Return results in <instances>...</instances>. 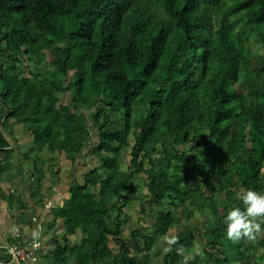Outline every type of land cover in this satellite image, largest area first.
Segmentation results:
<instances>
[{
  "label": "trees",
  "instance_id": "trees-1",
  "mask_svg": "<svg viewBox=\"0 0 264 264\" xmlns=\"http://www.w3.org/2000/svg\"><path fill=\"white\" fill-rule=\"evenodd\" d=\"M254 44L264 47V0H0V176L12 164L11 121L31 139L37 206L44 152L101 164L50 210L48 228H63L52 264H264V223L237 242L224 223L243 207L237 193H264ZM142 176L155 223L124 237Z\"/></svg>",
  "mask_w": 264,
  "mask_h": 264
},
{
  "label": "crops",
  "instance_id": "crops-1",
  "mask_svg": "<svg viewBox=\"0 0 264 264\" xmlns=\"http://www.w3.org/2000/svg\"><path fill=\"white\" fill-rule=\"evenodd\" d=\"M8 135L11 137L12 164L0 176V264H21L13 255L12 249L21 247L27 251H32L33 245L37 242L41 243V246L37 251H34L33 263L37 260L39 264H52L50 253L54 249V241L59 236L56 235L57 227L51 230L46 223L50 218H48L50 210L56 205H64L69 199L70 186L75 182L73 179L74 172L73 170L69 171V166H66L64 179H58L59 170L55 171L57 166L54 167L48 158H45L44 164H38L39 170H42L38 194L43 195L45 200L42 202V206H37L35 200H31L33 198L29 191L31 180L27 179L28 183L26 184L25 174L22 171L23 168L27 169L28 167V170L32 171L31 175L34 172L32 163L26 162L24 157V154L32 148L29 134L22 125V131L16 132L10 128ZM23 147H26V150H22ZM21 157L26 163V165H22L23 167H21ZM47 169L51 179L55 180V185L54 182L47 179L49 177ZM61 176L64 175L61 174ZM23 183L25 185L22 187L21 184ZM11 187H13V191H9ZM21 200L29 203L30 206L27 209L22 208ZM49 243L52 244L50 250L48 249Z\"/></svg>",
  "mask_w": 264,
  "mask_h": 264
},
{
  "label": "rangeland",
  "instance_id": "rangeland-1",
  "mask_svg": "<svg viewBox=\"0 0 264 264\" xmlns=\"http://www.w3.org/2000/svg\"><path fill=\"white\" fill-rule=\"evenodd\" d=\"M253 51H254V55H255L256 58H264V47L263 46L254 44ZM50 62H51V60H50V56H49V60H47V64H46V67H45L44 71L51 69ZM0 65L1 66L4 65L3 61H0ZM85 114L87 115V113H85ZM116 117H117L116 115L112 116V119L115 120ZM10 123H11V128H13L16 132L17 131H22V125L23 124L17 123L15 121H11ZM130 143H133L132 138H130ZM28 144H30V143H28ZM22 150H26V147H23ZM65 156L68 157L67 154L58 155V153L57 154H51L50 152H44L43 155H42V157L44 159L48 158L50 160L51 164L52 165L54 164V167L57 166L55 168V171L59 170V173H60L58 175V179H64L65 174H66V170H65L66 166L67 167L69 166V171L73 170V172H74L73 173V179H74V181H78V182H81L82 176L85 175L88 172L89 168H91V167L92 168H95V167L100 168L101 167L100 161L96 157H93L92 155L88 156V152H86V155L84 153L82 156L75 157L76 158L75 161H74L75 164H72L70 158L66 159ZM154 158L158 159L159 156L158 155H154ZM72 160H74V159H72ZM120 161L124 165L123 168H126V166L129 165V162L131 161L130 152L129 151L122 152L121 155H120ZM22 165L24 166V165H26V163L23 160V158L21 157V167H23ZM22 171H24V174H25L24 177H25L26 180L27 179L28 180L32 179L31 177H29L31 175L32 171H29L28 167H27V169L23 168ZM29 173H30V175H29ZM47 173L49 175V170L48 169H47ZM61 174L64 175V176H61ZM50 176L51 175H49V177L47 179L50 182H54L53 184L55 185V180L51 179ZM26 180H25V182L27 184L28 180L27 181ZM136 183L139 185L140 191H139V194L137 195V197L135 198V200L133 201V203L131 204V206L128 209H126V211H125L128 218L126 220V225L124 227V234H123L124 237H129L130 232L132 230L136 229L139 225H143V227H145L146 229L152 230V226L155 223L154 219H155V214H156L155 212L156 211L154 209L148 207L147 200L144 198V195L148 194L147 190L145 188V177L144 176L140 177L136 181ZM21 185L23 187L25 184L23 183ZM17 188H18V186H17ZM9 189H10L9 191H13L12 190L13 187H11ZM15 191H17V190H15ZM13 200H15V199H13ZM68 200L66 202H68ZM204 222H205L204 218H202V216H200V215H198L196 217V220H194L192 222L193 230H194V232L196 233L197 236H200V232L202 230L201 226L204 224ZM55 227H57L56 235L61 237L62 233H63V228H62L61 222L58 221L56 223ZM176 233L177 232L175 230L171 231V233H170L171 236L170 237H174L173 235H175ZM263 234L264 233H259L258 237H262ZM72 239L74 241L77 240V239L78 240L81 239V234L79 233L75 238H72ZM157 242H158L159 248H161V249L164 248V246L166 244L168 245L170 243V241L165 240V239H163L161 237L157 239ZM111 246H112V248L115 251H117L118 247L113 241H111ZM51 248H52V244L49 243L48 244V249L50 250ZM200 250H201V248L199 249V251ZM132 254L134 255V253H132ZM188 257H189V259H193L194 258L191 255H189ZM33 262H34V259L32 261V264H39L37 260H35V263H33Z\"/></svg>",
  "mask_w": 264,
  "mask_h": 264
},
{
  "label": "clouds",
  "instance_id": "clouds-1",
  "mask_svg": "<svg viewBox=\"0 0 264 264\" xmlns=\"http://www.w3.org/2000/svg\"><path fill=\"white\" fill-rule=\"evenodd\" d=\"M237 199L243 207L232 208L224 219L226 237L232 242L253 239L264 223V193L247 189L237 193Z\"/></svg>",
  "mask_w": 264,
  "mask_h": 264
},
{
  "label": "built area",
  "instance_id": "built-area-1",
  "mask_svg": "<svg viewBox=\"0 0 264 264\" xmlns=\"http://www.w3.org/2000/svg\"><path fill=\"white\" fill-rule=\"evenodd\" d=\"M41 246V243H35L33 245L32 251H27L21 247L13 248V255L19 260L21 264H32L34 251H37Z\"/></svg>",
  "mask_w": 264,
  "mask_h": 264
}]
</instances>
